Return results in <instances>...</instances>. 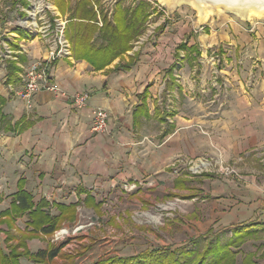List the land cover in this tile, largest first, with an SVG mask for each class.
I'll return each instance as SVG.
<instances>
[{
    "label": "crops",
    "instance_id": "0c3cea01",
    "mask_svg": "<svg viewBox=\"0 0 264 264\" xmlns=\"http://www.w3.org/2000/svg\"><path fill=\"white\" fill-rule=\"evenodd\" d=\"M254 27L249 32L235 21L230 35L219 31L211 46L223 42L231 50L217 59L199 36L178 40L181 29L153 42L140 37L100 70L74 56L59 59L50 76L60 91L43 89L30 107L18 95L21 79L9 82L0 64V232L11 230L9 220L15 229L18 219L31 221L30 209H17L25 198L54 205L76 197L72 203L98 216L109 199L128 205L171 199L173 217L189 200L187 216L175 220L190 223L180 242L175 237L127 256L185 248L197 253L189 264H264V21ZM30 53L29 63L44 55ZM218 61L224 66L217 68ZM120 62L127 66L115 69ZM211 72L225 78L229 96L199 98L214 88L218 75ZM82 91L90 97L78 109L70 96ZM94 107L109 113L104 133L91 130ZM223 165L235 171L225 173ZM110 215L114 222L135 219L130 207ZM207 247L223 248L225 258L202 261Z\"/></svg>",
    "mask_w": 264,
    "mask_h": 264
},
{
    "label": "rangeland",
    "instance_id": "374dc122",
    "mask_svg": "<svg viewBox=\"0 0 264 264\" xmlns=\"http://www.w3.org/2000/svg\"><path fill=\"white\" fill-rule=\"evenodd\" d=\"M140 1L142 0H120V3L124 4L125 7L134 6ZM144 1L148 3V10L152 12V15L148 20L146 32L139 41L144 42L147 37H152L153 42L165 31L175 34V31L181 29L182 34L177 35L178 40L181 38V40L198 41L199 36L201 43H203V50L208 49L209 53L214 55L216 59L218 56L222 57V53H228L231 50V48L225 47L223 42L211 46L214 41L213 38L218 36L219 31L221 34L230 35L231 22L235 21L239 22L246 31H256L254 23L264 21V14L247 18V15L234 12L235 9H243L244 7L264 11V0H240L234 5L223 3L221 0H194L198 5L206 7L219 6V8L211 9L212 13L205 21L202 20L199 8L193 3L179 1L174 6H167L160 0ZM94 3L99 7L100 14L105 13L109 19H113L114 14L110 18L102 0H91L90 2L97 14ZM0 4H2L0 23L3 20L6 21L0 30V64L3 67H8L9 62L16 64L20 61L23 66L18 65L20 68L19 76L24 67L29 66L36 59L44 58L49 52L50 45L46 41L42 26L54 23L56 18H67L68 15L59 8L56 0L35 2L33 0H2ZM156 25H161V28L154 30ZM11 31L17 33L13 35ZM205 33L209 34L206 35ZM210 38H212L210 42L206 43V39ZM67 39L71 43L68 37ZM137 44L143 45L140 42ZM206 44L209 46L206 47ZM34 49H40L44 55L37 56L38 58L29 63L28 57L32 58L30 52ZM220 65L224 66L223 61L216 63L217 68ZM239 66L243 69V64H238ZM211 74L212 76L218 75L215 78L216 81L214 80V83L210 84L216 92L212 89L208 96L203 94L205 97L200 93L199 98L205 100L211 95H220L221 98L229 96V92L226 91L225 78L219 73L211 72ZM26 104L28 105L27 102ZM7 120L9 119H6L5 123ZM170 200L159 201L150 205H141L140 203L128 205L127 203L118 204L109 199L103 202V216H98L93 209L72 203V201H78L76 197H73L69 201L71 203L66 205V210L61 211V214L58 207L48 205L46 210L52 219L49 217L42 218L45 221L41 225L42 219L37 221V224L34 222L31 224L29 221L26 226V218H21L17 220V230L9 220L8 225L12 228L7 234L5 233L6 236L0 232V244L8 251L9 255L15 254L17 258L19 257V261L21 259V262H17L19 264H92L94 260L105 259L109 256H127L141 249L158 247L157 244L163 241L175 243V237L180 242L179 240L185 237L184 233L187 228H190V223L184 222L182 219V224H178L175 220L180 214L187 216L186 212L189 211L192 204L189 200L184 201L181 205L183 212L173 217L171 213L175 211L173 209L175 204H172ZM129 207L134 211V220L121 219L117 221L115 219L116 222H114L110 218V214L123 211ZM152 216L157 219H153ZM41 226H49L50 229L48 232H44ZM159 239L160 242H157ZM6 247H9L8 250ZM53 250H56V256L53 258L46 257ZM38 251L44 252L45 258L37 255ZM13 258H9V261L12 262ZM71 258L73 260L70 263Z\"/></svg>",
    "mask_w": 264,
    "mask_h": 264
},
{
    "label": "trees",
    "instance_id": "16d2710c",
    "mask_svg": "<svg viewBox=\"0 0 264 264\" xmlns=\"http://www.w3.org/2000/svg\"><path fill=\"white\" fill-rule=\"evenodd\" d=\"M59 8L68 15L66 26V36L72 43L73 56L77 59L88 61L94 69L100 70L111 64L118 57L123 56L134 47V43L139 40L147 29V22L152 12L148 10V3L144 0L134 6H125L119 3L114 11L113 19H109L105 13H101L103 25L99 26L97 14L91 7V0H56ZM187 48L186 44H182ZM131 64V62H129ZM9 65L10 68H9ZM124 63L120 62L115 69L124 68ZM7 80L17 81L20 79L18 72L20 68L14 63L8 64ZM49 204L41 201L35 205L31 200L25 198L18 204L20 211L30 209L31 221L37 224L42 218H51L46 210ZM67 204L56 202L54 206L59 208V213L66 210ZM16 208V205L14 206ZM52 219V218H51ZM45 221L41 220L40 225ZM34 226V225H33ZM51 226V225H50ZM44 232L49 231V226H41ZM223 248L218 251L207 247L201 254V260H207L211 254L219 257ZM56 250L50 252L46 257L56 256ZM196 252L185 248L179 250L152 249L133 256H111L97 261L95 264H189L196 257ZM37 255L45 258V253L38 251ZM13 258L10 262L9 258ZM219 257L217 260L224 259ZM19 257L12 256L5 252L0 246V264H19Z\"/></svg>",
    "mask_w": 264,
    "mask_h": 264
},
{
    "label": "built area",
    "instance_id": "2783aa9c",
    "mask_svg": "<svg viewBox=\"0 0 264 264\" xmlns=\"http://www.w3.org/2000/svg\"><path fill=\"white\" fill-rule=\"evenodd\" d=\"M44 1V0H33ZM106 5V12L110 18L114 14L115 7L120 3V0H102ZM95 9L98 12V25H102V18L99 11V7L94 3ZM54 23L44 24L42 26L44 36L46 41L50 45L48 54L44 58L36 59L29 66L23 68V71L19 73L21 79V89L18 91V95L21 96L28 103L30 107L32 104L33 96L47 89L50 91H60L59 87L51 82V66L52 64L62 58L72 57V43L66 37V23L67 18H56ZM21 24V23H19ZM54 24V25H53ZM90 97L89 92L82 91L76 92L70 96L72 105L75 108L81 109L85 107L88 103ZM93 118L91 124V130L94 133L106 132L109 125V113L106 109L102 107H94ZM223 170L225 173H232L235 170L228 166L223 165Z\"/></svg>",
    "mask_w": 264,
    "mask_h": 264
},
{
    "label": "bare ground",
    "instance_id": "6f19581e",
    "mask_svg": "<svg viewBox=\"0 0 264 264\" xmlns=\"http://www.w3.org/2000/svg\"><path fill=\"white\" fill-rule=\"evenodd\" d=\"M163 4L167 5V6H174L177 4V2L179 1H186L188 3H193L196 5V7L199 8L200 10V15L202 17V20L205 21L207 20L211 13H212V8H219L218 7H212V6H204V5H198L194 0H160ZM205 7V9H204ZM234 12L239 13L241 15H247V18H250L252 16H256L257 14H264V11L255 9V8H251V7H244L243 9H235Z\"/></svg>",
    "mask_w": 264,
    "mask_h": 264
},
{
    "label": "water",
    "instance_id": "95a60500",
    "mask_svg": "<svg viewBox=\"0 0 264 264\" xmlns=\"http://www.w3.org/2000/svg\"><path fill=\"white\" fill-rule=\"evenodd\" d=\"M200 1H203V0H200ZM223 1V3H227L229 5H234V4H237L240 2V0H221Z\"/></svg>",
    "mask_w": 264,
    "mask_h": 264
}]
</instances>
